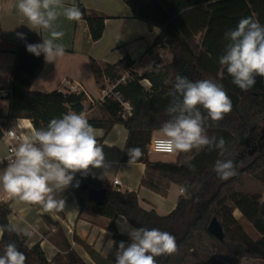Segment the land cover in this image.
Returning <instances> with one entry per match:
<instances>
[{"label": "trees", "instance_id": "obj_1", "mask_svg": "<svg viewBox=\"0 0 264 264\" xmlns=\"http://www.w3.org/2000/svg\"><path fill=\"white\" fill-rule=\"evenodd\" d=\"M131 8L133 17L146 22L150 27H158L161 32L147 51L155 48L166 49L172 55L168 63L155 62L151 68L139 75L132 70L134 62L124 58L115 64L101 66L92 59V67L98 83L103 78L110 83L116 82L129 68L130 78L119 84L120 92L133 110L132 115L124 118L122 107L112 97H105L99 104L100 118L87 119L94 128L110 131L115 125L123 124L128 130V139L124 147L121 162L128 163L127 150L140 147L143 155L135 163L145 164L141 186L163 197H167L172 185L186 188L178 198L175 209L168 214H160L154 206L145 208L134 191H117L89 174L77 173L72 185L64 192L56 193L57 199H65L73 194L81 211L88 205L92 210L111 220L109 230L117 242L130 243L127 235L120 233L115 225L118 216H123L133 227L159 229L176 237L178 250L171 255L157 257V264H238L243 258L264 260V200L260 193L240 190L244 186L241 176L264 174V127L260 138L254 135L259 123L264 122V78L256 77L255 85L247 91L232 83V77L219 63L227 41L224 34L234 29L239 20L252 17L264 25V0H124ZM81 19L87 21L94 41L102 38L105 30V17L89 12L83 5L78 6ZM41 43L33 34L27 35L18 43L16 60L12 71L9 112H0V140L6 121L26 118L31 120L35 129L46 128L53 118L63 114L84 110L86 99L84 92H66L54 90L49 93L31 90V84L43 67L44 56H36L27 51V44ZM187 77L195 82L212 79L221 84L232 102V110L219 122L206 121L205 128L209 137H223L227 151L223 156L218 150L207 147L188 153H177L175 161H153L149 158L148 144L153 132L169 119L166 108L172 97L166 95L175 81L176 75ZM147 79L150 87L146 89L141 81ZM202 113L206 115L203 109ZM6 120V121H5ZM262 149L252 162L238 174L226 180H213L217 174L213 171L217 159H231L239 146L246 143L252 153L256 147ZM185 161L195 165L190 171ZM235 163V162H234ZM264 181V180H262ZM79 183V187L75 185ZM88 189L106 188L108 195L101 206L89 201ZM238 209L253 226L259 238L253 239L234 216ZM64 218L63 211L55 212ZM11 209L8 204L0 203V226L10 225ZM216 218L224 232L222 240L208 230L210 221ZM57 233L64 238L66 254L59 255V264H86L73 250L64 237L58 222L46 217ZM28 236L17 232L4 231L0 239V255L9 242L26 256L25 264H53L48 261L40 245L26 250L24 245ZM97 264H115V247L107 256L97 252L92 246L77 238Z\"/></svg>", "mask_w": 264, "mask_h": 264}, {"label": "clouds", "instance_id": "obj_2", "mask_svg": "<svg viewBox=\"0 0 264 264\" xmlns=\"http://www.w3.org/2000/svg\"><path fill=\"white\" fill-rule=\"evenodd\" d=\"M16 7L32 28L50 31V38L27 44V51L38 57L43 55L46 62L62 58L64 46L56 41L64 33L55 30L54 23L61 14L69 21L81 19L82 12L74 0L70 5H65L64 0H19ZM18 36L24 39L22 33ZM224 39L227 43L219 63L232 77V83L247 91L255 85L257 76L264 78V25L252 17L241 18L234 29L224 34ZM166 95L172 97L166 108L169 119L159 128L157 143L174 153L207 147L223 156L227 151L226 141L223 137H209L205 128L206 121L219 122L232 110L231 99L223 86L212 79L193 82L178 74ZM142 155L140 147L128 148V164L132 165ZM185 163L190 171L195 170L190 161ZM92 169H105L106 175L104 147L98 143L95 129L85 116L70 112L51 119L46 128L33 129L23 138L0 173V186L10 199L20 204L40 205L46 213L59 212L64 210L66 202L57 199L56 193L71 186L77 173L87 175ZM235 170L232 159H217L213 168L221 180L235 175ZM75 186L79 187V183ZM185 191L181 186L180 193ZM117 224L130 243L107 240L106 249H116L115 264H157V257L178 250L176 237L167 231L134 228L123 217ZM4 231L31 235L27 227L20 228L17 224L0 226V236ZM25 261V254L12 242L0 255V264H25Z\"/></svg>", "mask_w": 264, "mask_h": 264}, {"label": "crops", "instance_id": "obj_3", "mask_svg": "<svg viewBox=\"0 0 264 264\" xmlns=\"http://www.w3.org/2000/svg\"><path fill=\"white\" fill-rule=\"evenodd\" d=\"M18 2L19 0H0L1 90H8L11 85L18 43L23 40L18 36V33H22L24 38L33 34L41 43L43 39L50 38L49 30L32 28L27 19L19 13L16 7ZM71 3L73 0H64L65 5ZM74 3L77 6H85L89 12L105 17L103 36L100 40L94 41L86 20L69 21L61 14L54 23V29L64 33L63 37L56 43L64 46L65 55L55 62L43 60L42 70L31 84V90L49 93L61 88H73L76 92H84L86 99L83 102L84 110L80 114L84 115L86 119L100 118L102 114L99 104L104 98V91L110 89L112 83L106 78H103L101 83L97 82L92 67V59H95L103 67L106 64H115L124 58H130L134 62L131 67L132 70L141 75L157 61L170 62L172 55L168 50L161 48L147 51L161 30L135 19L131 8L124 0H74ZM67 81H70L71 84H67ZM141 84L146 89L150 87L147 79L142 80ZM10 103L9 97H0V112L4 116L9 112ZM6 125L8 128L16 130L21 135L22 140L35 129L31 120L26 118L6 121ZM94 129L98 143L104 147L107 170L106 175H104L105 169H92L89 175L111 186L114 178L117 177L121 181L120 190L137 192L143 207L154 206L160 214L172 212L181 195L177 185H172L167 197H163L141 186L145 164L133 163L129 165L121 162L128 139V130L125 126L117 124L109 132L104 128ZM153 136H159L158 130L153 132ZM7 157L8 142L2 138L0 140V173L9 164ZM149 158L158 161L152 159L150 153ZM64 200L66 202L63 210L65 217L61 218L55 211L52 213L44 212L40 205H24L10 199L0 186V203L8 204L11 209L10 223L17 224L20 228L27 227L31 233L24 245L26 250H31L33 246L38 244L48 261L53 264L60 263L59 255L64 256L67 252L66 243L64 238L57 233L54 225L45 220L46 217H49L59 223L71 249L86 264H97L84 245L77 241V238L92 246L103 256H107L110 251L106 249V242L108 239H113V232L108 228L111 220L95 213L92 210V205H88L81 211L73 194H69ZM236 211L239 210L235 209L234 211L235 218L239 220ZM120 217L123 216L117 217L115 225L120 233L127 235L121 232L118 227L117 220ZM128 224L133 227L129 222ZM128 224H125L124 227L127 228ZM257 238H259V234H257Z\"/></svg>", "mask_w": 264, "mask_h": 264}, {"label": "rangeland", "instance_id": "obj_4", "mask_svg": "<svg viewBox=\"0 0 264 264\" xmlns=\"http://www.w3.org/2000/svg\"><path fill=\"white\" fill-rule=\"evenodd\" d=\"M163 60H165V57H163ZM264 127V122L259 123L257 126L254 135L257 138H260L261 135V129ZM258 146L256 147L255 151L252 153V147L247 145L246 143L239 146L238 150L235 152V154L231 157L234 164L236 165L235 174L239 173L243 168L248 166L255 155L262 149V146L259 145V143L256 141ZM177 153L173 154H162L157 152H150V157L155 160H162V161H175ZM213 180H220L218 177L214 178ZM241 180H244V186L240 187V190H243L245 192L250 193H260L262 196V200H264V174L251 176L248 174H245L241 176ZM235 211V210H234ZM236 214L239 218L240 224L244 227L245 231L253 238L256 239L257 231L253 228V226L242 216V213L240 211H236ZM235 216V215H234ZM264 264L263 259H250V258H243L238 264Z\"/></svg>", "mask_w": 264, "mask_h": 264}, {"label": "built area", "instance_id": "obj_5", "mask_svg": "<svg viewBox=\"0 0 264 264\" xmlns=\"http://www.w3.org/2000/svg\"><path fill=\"white\" fill-rule=\"evenodd\" d=\"M130 71H131V68L127 69L121 75V77L118 80H116V82L112 83L110 89L104 91L105 92L104 98L105 97H112L113 99H115L116 101L119 102L120 106L122 107V116L124 118H127V117L132 115L133 108H132L131 104L124 99V97L121 95V93L116 91L115 89L119 84L127 82V80L131 76ZM67 84H71V82L67 81ZM59 91H61L63 93L76 92L75 90H73V88H71V89L61 88V89H59ZM9 93H10L9 89L8 90H1L0 89V97L6 96ZM2 130H3V138L8 142L7 161L9 163L13 157L14 149L18 146V143L22 140V138H21V135L16 130H14L12 128L7 127V128H3ZM158 139H159V136H153L151 138V140L147 146L149 153L150 152H157V153H162V154H173L174 153V152H169L164 145L158 144L157 143ZM120 185H121L120 179L117 177L114 178V180L112 182V187L117 191H121L119 188Z\"/></svg>", "mask_w": 264, "mask_h": 264}, {"label": "water", "instance_id": "obj_6", "mask_svg": "<svg viewBox=\"0 0 264 264\" xmlns=\"http://www.w3.org/2000/svg\"><path fill=\"white\" fill-rule=\"evenodd\" d=\"M83 188L88 190V198L89 201L94 204L101 206L105 203L108 195V190L106 188L101 189H88L87 185H84ZM208 230L211 234H213L216 238L222 240L224 238V232L221 224L216 218H213L209 225Z\"/></svg>", "mask_w": 264, "mask_h": 264}]
</instances>
